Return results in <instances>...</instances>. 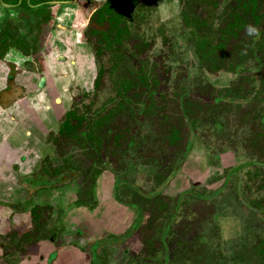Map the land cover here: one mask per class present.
I'll return each instance as SVG.
<instances>
[{"label": "rangeland", "instance_id": "obj_1", "mask_svg": "<svg viewBox=\"0 0 264 264\" xmlns=\"http://www.w3.org/2000/svg\"><path fill=\"white\" fill-rule=\"evenodd\" d=\"M181 1L114 0L98 39L90 33L101 81L77 103L70 89L80 138L68 149L54 138L53 167L68 160L87 188L96 161L124 181L119 199L142 217L101 231L85 264H264V0ZM40 58L21 69L41 73ZM196 158L203 174L176 189L172 179Z\"/></svg>", "mask_w": 264, "mask_h": 264}, {"label": "flooded vegetation", "instance_id": "obj_2", "mask_svg": "<svg viewBox=\"0 0 264 264\" xmlns=\"http://www.w3.org/2000/svg\"><path fill=\"white\" fill-rule=\"evenodd\" d=\"M176 1L182 5L181 0ZM113 2L19 0L16 3L13 0H0V4L12 6L14 10L0 27V35L8 38L10 46L0 61L4 62L8 54L17 50L25 56L21 66L27 68L28 63H36V59L42 57L41 73L30 71L33 74V93L27 94V89L22 87L27 95H18L17 92L12 99V105L18 103L23 107L20 114H26L30 109L32 113L36 110V115L30 119L22 117L12 123L15 129L9 136L4 128L0 129V264H85L88 254L94 260L98 253L101 231L124 229L134 216L135 221L138 215L142 217L136 205L119 199V186L124 181L117 179V174L112 171L100 172L101 167L96 161H93V174L88 178L87 188V176L69 169L68 160L62 162L63 168L59 170L53 167L52 151L57 141L54 138L60 134L59 138L66 141V149L73 145L71 139L80 138L76 130L84 116L78 117L72 100L76 98V103L83 100L101 81L100 73L97 75L90 33H95V38L99 37L95 24L111 14ZM67 7H78L85 11L86 19L78 25L75 21L59 22V15ZM56 12H59L58 16ZM139 18L145 19L146 15L140 14ZM24 25L31 27L27 29ZM42 25H48L49 30L40 39L35 38L32 30ZM7 70V92L18 88L16 76L29 73L28 69H20L16 74L17 69L11 65L7 66ZM70 89L72 92L75 89L78 96L68 103L69 95L73 96L69 94ZM57 92L64 99H58ZM62 118L64 120L61 122ZM96 138L92 135L91 141L86 139L95 160L99 161V147L93 146L99 144ZM187 162L185 169L182 168L171 181L176 189L181 188L184 182L195 183V180H199L197 177L203 174L202 160L197 161L196 158ZM106 164L110 165L108 161ZM190 165L195 167L192 169ZM238 177L242 180L241 173ZM230 178L228 174L225 183ZM129 187L133 191L136 189L133 185ZM88 192L93 202L87 201L90 203L86 204L84 201L88 198ZM22 195L36 197L35 202L31 199L28 202ZM48 195L52 197L50 203L44 199ZM150 195L152 198L158 197L155 192ZM140 197L148 199L142 195ZM61 201L63 204L59 205Z\"/></svg>", "mask_w": 264, "mask_h": 264}, {"label": "crops", "instance_id": "obj_3", "mask_svg": "<svg viewBox=\"0 0 264 264\" xmlns=\"http://www.w3.org/2000/svg\"><path fill=\"white\" fill-rule=\"evenodd\" d=\"M96 2L102 3L105 0H94ZM59 10V9H58ZM56 11V10H54ZM14 10L12 9V6H6L4 4H0V27L2 26V23L8 17V14H13ZM59 12H56V16H58ZM86 19V13L85 11L80 10L78 7H67L64 8V13L60 14L58 17V21L61 23L65 22H72L75 21L76 25L80 24L82 21ZM77 32V31H76ZM25 56L20 51H12L10 54H8L4 60V62L0 61V129L4 128V130L7 133V136H9V133L13 129L14 122L19 121L22 117L26 118H32L33 115H36V110H34L35 113H32L29 109L26 114H20V109H23L21 105L14 104L12 105V99H14L16 96V93L19 92L18 95L23 94L27 95L33 93L32 92V79H31V73H23V75L16 76V85H18V88L10 89V91H5L6 89V77L8 75L7 66L11 65L12 67H15L16 74H18L19 70L21 69V62L23 63ZM23 68V67H22ZM44 80V79H43ZM11 86V84H10ZM9 87V86H8ZM27 89V94L22 89ZM7 92V93H6ZM6 93V96L3 95ZM5 103H4V102ZM4 139L8 140L9 138L4 137Z\"/></svg>", "mask_w": 264, "mask_h": 264}, {"label": "trees", "instance_id": "obj_4", "mask_svg": "<svg viewBox=\"0 0 264 264\" xmlns=\"http://www.w3.org/2000/svg\"><path fill=\"white\" fill-rule=\"evenodd\" d=\"M14 2H18L19 0H13ZM9 43H8V38H6L3 34L0 35V57H4L5 53L9 49Z\"/></svg>", "mask_w": 264, "mask_h": 264}, {"label": "clouds", "instance_id": "obj_5", "mask_svg": "<svg viewBox=\"0 0 264 264\" xmlns=\"http://www.w3.org/2000/svg\"><path fill=\"white\" fill-rule=\"evenodd\" d=\"M246 32L249 36H258L259 35V29L253 25H248L246 27Z\"/></svg>", "mask_w": 264, "mask_h": 264}]
</instances>
